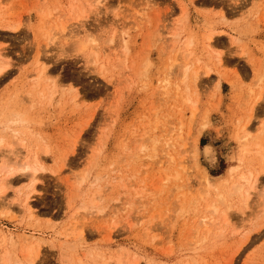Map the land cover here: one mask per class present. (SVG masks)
<instances>
[{
	"label": "rangeland",
	"instance_id": "rangeland-1",
	"mask_svg": "<svg viewBox=\"0 0 264 264\" xmlns=\"http://www.w3.org/2000/svg\"><path fill=\"white\" fill-rule=\"evenodd\" d=\"M1 55L0 167L44 169L33 216L30 173L0 194V264H264V0H0ZM233 164L249 196L207 191Z\"/></svg>",
	"mask_w": 264,
	"mask_h": 264
},
{
	"label": "bare ground",
	"instance_id": "bare-ground-1",
	"mask_svg": "<svg viewBox=\"0 0 264 264\" xmlns=\"http://www.w3.org/2000/svg\"><path fill=\"white\" fill-rule=\"evenodd\" d=\"M72 3V5H74V2H71ZM76 7H78V6H76L75 5V7L74 8H76ZM87 10V9H86ZM95 10V9H94ZM79 11V10H78ZM45 12V11H44ZM184 12V11H183ZM67 14V13H66ZM69 14V13H68ZM87 14V13H86ZM186 14V13H185ZM251 14V13H250ZM48 24V23H47ZM77 24V23H76ZM243 24V23H242ZM10 26V25H9ZM11 28H12V30H15V29H17V25L15 24V25H12V26H10ZM241 28V27H240ZM234 29H236V28H234ZM238 29V28H237ZM213 31V32H212ZM212 31H209V32H211L212 34H214L216 31H214V30H212ZM208 32V33H209ZM210 33V34H211ZM208 35V39L207 40H209V42L212 44V41L213 40H211V38L212 37H214V36H216V34H214V35ZM49 35V34H48ZM180 36V35H179ZM89 39H90V37H89ZM88 40V39H87ZM211 40V41H210ZM50 41V40H49ZM97 41V40H96ZM112 41H113V39H112ZM187 41H189L190 42V39L188 38V40ZM89 42V41H88ZM189 42H186V40H185V42H184V47L185 48H187V46H190L191 44H189ZM87 43V42H86ZM86 43H84L83 45H84V47H86ZM190 43H192V38H191V42ZM209 44V43H208ZM79 45V44H78ZM92 45V44H91ZM209 46H211V45H209ZM126 47V46H125ZM106 48V47H105ZM91 49V48H90ZM98 49V48H97ZM95 50V49H94ZM97 51V50H96ZM187 51V50H186ZM189 51V50H188ZM95 52V51H94ZM186 54V53H185ZM219 54V53H218ZM179 55V54H178ZM189 55V54H188ZM220 55V54H219ZM218 56V55H217ZM0 57H2V55L0 56ZM211 57V56H210ZM221 58V56L220 57H218V59H220ZM222 59V58H221ZM5 60V61H4ZM4 60L2 59V58H0V76H3L5 73H6V71H7V69H8V67H9V65H10V63H9V61H7L6 62V58L4 57ZM187 64H189V63H187ZM186 65V64H185ZM184 66V65H183ZM193 67V66H192ZM190 65L189 66H187L186 65V67H185V72H184V74H185V76L189 73V71L190 70H192L191 68H192ZM204 68V67H203ZM107 70V69H106ZM45 72V71H44ZM208 72H209V70H207L205 73L206 74H208ZM43 73V72H42ZM191 74H192V72H191ZM264 74V73H263ZM197 74L195 73V77H198V76H196ZM192 76V75H191ZM38 81H37V84L39 85L43 80H44V78H43V74H41L40 76L38 75ZM1 78V77H0ZM264 77H261V79H263ZM112 80V79H111ZM196 82V81H195ZM190 86V85H189ZM73 87V86H72ZM188 88V87H187ZM73 89V88H72ZM71 89V90H72ZM70 90V89H69ZM74 90H76V89H74ZM41 93V92H40ZM74 93H76V95H77V90H76V92H74ZM43 95V94H42ZM77 97H78V95H77ZM74 98V97H73ZM77 100V99H76ZM8 116V115H7ZM24 113H19V112H17V113H15V114H13V117L11 118V119H9V121L6 123V124H4L5 126V128H6V131H7V128H11V124H13L15 127H13L12 129H13V132H14V134H15V136H18L19 138H20V136H22V138L20 139V143H22V144H25V142H28V138H27V135H26V129H25V126L28 124V120L27 119H25L24 118ZM9 118V117H8ZM29 125V124H28ZM11 129V130H12ZM243 135H242V139L244 140V141H246L247 139H248V137L250 136V134H249V132H247V130H246V128L244 127V129H243ZM5 132V131H4ZM12 132V131H11ZM7 133V132H6ZM13 134V135H14ZM1 135V134H0ZM26 136V137H25ZM261 138V137H260ZM4 139H6V138H4V137H1L0 136V143H4ZM154 140V139H153ZM172 140V139H171ZM14 142V141H13ZM28 144H29V142H28ZM28 144H25L26 145V147L28 146L29 147V149H30V146L28 145ZM181 144V143H180ZM24 145V146H25ZM139 145V144H138ZM169 145H170V143H169ZM158 146V145H157ZM28 147H27V150H29L28 149ZM245 148H248L247 147V145L245 144V146L244 147H242L241 148V153L243 152V154H241L240 153V155H243L244 156V154H245ZM157 149V148H156ZM26 150V151H27ZM168 150V149H167ZM27 152H29V151H27ZM29 156V155H28ZM26 157V156H25ZM5 158V157H4ZM31 158V159H30ZM30 158H25V159H23L22 160V162L20 163L19 161L16 163V164H20V165H18V168L16 167V166H12V165H10V164H8V162H3L4 164L0 167V194H2V193H4L5 192V190H6V183L8 182V180H9V177L10 176H12V175H14L16 172H18V170L19 171H25V172H28V173H30V177H31V182H30V186H28L29 187V190H28V192L27 193H25V200H24V203H23V205H24V208L26 209V211H28V214L30 215V216H33V210H32V206H31V204H30V199H31V197H32V195L36 192V191H38L37 190V181L39 180V177H38V175H37V173H39V171L40 170H42V169H44L43 167L44 166H42V163H41V161H40V159L38 158V156H36V155H33L32 157H30ZM4 160V159H3ZM237 161V160H236ZM241 161V160H240ZM239 162V161H238ZM234 163V162H233ZM243 163V162H242ZM238 168H239V165L238 164H233V165H230L229 167H228V169H227V175H225V176H227V178L223 175V177H221L220 178V181H218V183H214V181L211 179V177L209 176V173L206 171V170H202V172H201V175H202V179H203V181H204V186H205V188L207 189V191L209 190V189H211V188H215V189H218V191L220 190V197L219 198H221V196H222V194H223V191L222 190H225V189H230L229 190V192L232 194V193H236L237 195L239 194V195H242L245 199L249 196V194H250V188L252 187V182H253V173H249V174H247V173H245V172H241L240 174H239V178L240 179H242V180H244L245 181V184H239V185H237V183L238 182H235V183H233V182H231V180H233L234 178H235V176L234 175H236L237 173H239L240 171L238 170ZM170 173V172H169ZM238 177V176H237ZM27 190V189H26ZM228 192V193H229ZM219 193V192H218ZM224 195V194H223ZM228 196V195H227ZM242 197V198H243ZM190 202V201H189ZM239 205V204H238ZM219 206V205H218ZM215 209V211H218V208L217 207H215V206H213ZM228 207V206H227ZM226 212V211H225ZM28 215V216H29ZM118 222V221H117ZM214 230V229H213ZM72 232H73V230H72ZM75 235V234H74ZM28 236V235H27ZM81 236V235H80ZM79 236V237H80ZM68 237V236H67ZM81 238H83V236L81 237ZM80 238V239H81ZM7 239H9L10 240V242H12V244L13 245H15L16 244V241L15 240H13V236L11 235H9V236H7V234H2V236H1V241L3 242H6V240ZM79 239V240H80ZM25 240H28V238L27 239H25ZM75 240H76V238H75ZM82 240V239H81ZM81 240H80V242H81ZM14 241H15V244H14ZM24 241V240H23ZM84 241V240H83ZM18 242V241H17ZM70 242V241H69ZM43 243V242H42ZM74 243H76V242H74ZM200 244V243H199ZM75 245H77V244H74V246ZM78 246V245H77ZM41 247H42V244H41V241H36V242H34V243H32V244H30V245H28L27 247H26V249H25V257L27 258V260H28V263L29 264H35V262H36V259L39 257V254H40V251H41ZM69 247V246H68ZM73 247V246H72ZM71 246H70V248H71V251H72V248ZM75 248H76V246H75ZM74 248V249H75ZM70 250V249H69ZM119 250V249H118ZM75 252H77L76 250H74ZM12 252V251H11ZM73 252V251H72ZM15 253V252H14ZM13 254V252L12 253H10V251H8V250H6V251H4L3 252V255H2V257H1V262H2V264H25L26 263V258H24L25 260H23V259H20L19 258V256L16 254V255H12ZM123 254H125V253H123ZM92 255V254H91ZM121 255L122 254H120L118 257H116L117 259H115V260H117V263L118 264H124L125 262H123V259H122V257H121ZM124 256V255H123ZM94 257V256H93ZM102 259V258H101ZM137 260V259H136ZM95 261H96V259H95ZM192 261V260H191ZM197 261V260H196ZM108 262V261H107ZM113 262V261H112ZM133 262V261H132ZM187 262V261H186ZM27 263V264H28ZM138 263V262H137ZM127 264H129V263H127ZM131 264V263H130ZM186 264H189V262L188 263H186Z\"/></svg>",
	"mask_w": 264,
	"mask_h": 264
}]
</instances>
